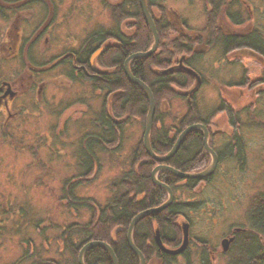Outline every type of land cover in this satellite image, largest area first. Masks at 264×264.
I'll return each instance as SVG.
<instances>
[{
  "label": "flooded vegetation",
  "instance_id": "1",
  "mask_svg": "<svg viewBox=\"0 0 264 264\" xmlns=\"http://www.w3.org/2000/svg\"><path fill=\"white\" fill-rule=\"evenodd\" d=\"M123 1L101 0V4L105 11L107 9L111 19V7L121 4ZM81 2V0H0L1 130L8 132L6 129L10 121L8 118L17 113L19 116L22 107H31L33 111L37 110L38 107L36 106L44 89L42 81L34 88L37 78L49 79L55 74H60L73 80L79 79L81 85L89 84L92 86L93 94L96 95V98L99 97V92L100 94L103 93L100 100L103 106L105 93L102 89H98L97 83H95L102 70L95 61L98 55L108 49V46L116 45L117 42L112 35L114 34L113 32L117 31L114 28L115 26H112L111 22L113 19L110 24L109 22L107 23L106 30L100 28L103 27L101 23L95 24L96 30L95 28L91 30H86L85 28L83 32L89 33H86L87 36L84 39L77 40L71 31H63L65 16L75 19L79 11H82L83 17L88 16L87 9L81 8L83 4ZM152 3L150 8L148 6V10L154 27H156L157 23L162 22L161 25L165 29L163 30L165 37L161 39L156 27L158 43L152 53L161 54L163 45H166L165 48L170 51V55L165 62L166 66L156 69L163 73L172 74L175 80H191L189 85L173 86L179 94L178 97L185 100L186 104L185 110L178 112L176 116L185 115L189 108L195 109L192 111H196L199 114V120L196 123L201 124L207 132V142L210 149L215 153L216 166L208 176L203 178L179 177L180 180L174 182L173 187L169 186L173 198L168 206L171 205L176 210L168 219L159 216L161 221H157L155 216L166 210L168 206L164 210L140 218L133 227L132 241H134L135 228L137 227L139 244L137 246L134 241V245L141 252L145 264H149L151 259H157L159 264H245V251L247 249H252V251L256 249L257 258L255 257L254 262L259 263L262 261L258 260V258L261 259L260 251H264V218L261 219L262 222L254 221L251 218L254 215V208L264 210V192L255 195L254 207L247 227L229 224L222 232L217 230L215 235L212 236L213 230L217 228L218 220L222 217V210H225V205L218 200L216 194H213L215 188H213L214 184L212 181L216 177L220 165L232 162V156H235V162L237 160L238 163H243L245 141L243 140L244 133L240 132L242 126L249 128L260 126V122L264 123V119L258 118L255 114L256 104L259 103L264 95V0H180L176 4L177 8L166 0H152ZM186 12H188V15ZM120 29H122V34L127 35L129 28L125 29L121 25ZM130 30L133 31V29ZM96 31L111 34V37H108L105 43L98 46L88 55V63L86 64L84 59L89 53L86 38L92 36ZM74 39L75 44L69 41ZM67 44L69 46H65ZM101 47H105L104 51L91 61L92 55ZM213 50L214 54L211 55L210 51ZM207 54H210V57ZM246 59L250 61L248 65L253 66L254 69L259 68L257 74H251L249 66L243 65V60ZM209 63H212V65ZM213 63H218L219 66H214ZM240 63L244 67L241 69L240 78L234 81L233 77H229L227 74L229 73L228 67L230 65L239 66ZM208 68H212L213 75L218 76L215 80L212 79L215 76H212L211 72L207 70ZM84 78H87V80ZM27 90H31V98L29 101L25 100L23 102L21 95ZM205 90L207 91L206 93L210 92L209 95H217V103L216 108L209 115L203 116L196 98L198 94H204ZM110 113L108 111L111 118L112 114ZM232 113L237 117L233 118ZM51 114L55 116L56 111H51ZM101 118H103L102 109L97 114V117L91 121L97 130L95 132H92V130L91 132L86 131L87 133L85 132L82 136V143L79 144L80 146L73 153L74 159L77 158L78 154L80 156L78 162L74 160L75 167L77 169H85L84 173L87 171L92 172V170L94 172L100 165L102 166L103 160L108 163L110 157L116 160L119 158L118 152L121 149L123 122L126 117L112 118L113 123L118 125L117 135H119V141H116L112 146L107 145V142L112 141V136H110V133L108 136L105 135ZM67 121L68 119H65L63 127H65ZM176 127L178 128V124L173 128L172 135ZM185 128L178 132L175 141ZM196 129L201 133L200 138L197 135L195 140L184 141L187 134L192 131L190 130L178 147L179 149L183 145L185 151L184 155L179 156V159L181 161L184 160L185 163L188 162V166L191 167V169L183 171L186 173L205 169L212 159L211 153L205 149V132L201 128ZM6 136L9 140V132ZM199 143H201L202 149L206 153V155L201 153L202 158L205 159L206 157L208 159V164L206 165L199 158L197 151ZM57 152L59 150L55 154L52 152V155L57 157ZM176 152L172 157L176 155ZM31 155L34 156L32 153ZM157 164L159 163L157 162ZM93 172L90 175H82L78 179H76L77 177H71V191L76 185L88 182ZM71 176L74 175L72 174ZM65 181L68 182L67 180ZM81 181L82 183H79ZM119 181L120 187H122L121 183L125 181V178L122 177ZM179 191L182 192L183 196L187 193L191 199L185 201L184 198L177 197ZM73 192L75 191H72V195ZM210 192L213 196L210 195ZM195 196H201V199L196 200ZM72 197L78 201L74 202L72 200V203L77 204L79 209L84 207L89 209V207L94 206L95 200L92 201L84 196L77 197L75 193ZM110 199L108 200L110 201ZM85 201L87 204L84 203ZM178 206L180 209H178ZM154 207L157 206L146 207L144 210L137 211L136 214ZM200 209L201 217L207 219L206 225H208V221L211 224L207 227L205 226L203 230L196 227L198 229L196 230L194 215ZM227 211L226 213H228ZM229 211L231 210L229 209ZM90 220L91 215L87 222L89 223ZM143 220L145 221L143 222ZM130 223L126 228L125 241L131 253L129 252L127 255L134 264L136 261L141 264L139 255L132 250L129 241H127V229ZM147 225L152 227V238L144 237ZM223 226V223L219 224L218 229L220 227L223 229ZM14 228L16 229L15 220L7 217L0 218L1 239L8 236L9 232H13ZM118 229L115 227V229L111 230V241H114L116 230ZM156 231L159 233L162 245H158L155 240ZM95 240L86 241L84 245ZM97 241L107 243L117 259L111 242ZM31 244L29 245L31 246ZM102 249L108 253L107 249ZM24 254V258H32L33 255L32 251L29 252L28 250ZM108 254L111 260L110 253ZM232 257L234 260H231L233 259ZM36 260V257L35 261L30 259V264L35 263Z\"/></svg>",
  "mask_w": 264,
  "mask_h": 264
},
{
  "label": "rangeland",
  "instance_id": "2",
  "mask_svg": "<svg viewBox=\"0 0 264 264\" xmlns=\"http://www.w3.org/2000/svg\"><path fill=\"white\" fill-rule=\"evenodd\" d=\"M81 1L83 3L81 8L87 9V18L82 16V11L78 12L75 19L64 17L63 31H71L77 40L87 36L86 33L89 32H83L85 28L91 30L96 27L95 24L101 23L103 27L100 28L106 30L107 23L110 24L112 20L107 9L105 11L102 8L101 0ZM166 1L176 7L180 0ZM186 13L188 15V12ZM111 23L112 26L115 25L113 20ZM68 37L67 39L70 38ZM69 41L75 44V39ZM210 53L213 55L214 50ZM249 62L248 59L243 60V65L249 66L251 74H257L259 68L254 69L253 66L248 65ZM213 65L219 66L218 63ZM243 67L242 63L239 66L230 65L227 74L237 81ZM207 70L215 76L212 68ZM217 77L212 79L215 80ZM41 81L44 89L36 106L37 110L22 107L19 116L17 113L8 118L10 121L6 129L10 135L9 140L6 136L8 132L0 129V218L7 217L16 221V229L9 232L10 236L0 238V264H12L17 261H21V264H30V259L35 261V257L44 262L67 264L69 255L66 242L69 241H65L64 231L73 223L80 227L86 225L91 215L88 208L79 209L77 204L72 203L63 189L65 180L70 182L71 177L81 178L85 172V169L78 168V170L75 167L74 160L78 162L80 156L78 154L74 159L73 153L82 143V136L86 131L97 130L91 121L102 109L100 100L103 93L97 92L99 97L96 98L92 86L81 85L79 79L73 80L60 74H55L49 79L37 78L34 88ZM209 89L212 90L211 87ZM206 90L196 98L203 116L209 115L216 108L217 103V95H209L210 92L206 93ZM30 91L22 93L23 102L30 100ZM185 106V100L179 97L171 100L169 105L164 104L162 112L167 115L166 123L171 124L178 112L185 110ZM256 108L255 114L258 118L264 119V95L256 104ZM51 111H56V115L53 116ZM65 119L68 121L63 127ZM260 123H258L260 126L249 128L242 126L240 129V132L244 133L245 141L243 163L240 164L237 160L235 162V156H232V162L222 163L212 181L215 188L213 194H216L218 200L225 205V210H222V217L218 220L212 236L217 230L222 232L229 224L247 227L254 207L255 195L264 192V123ZM143 130L142 125L134 118L125 120L119 158L116 160L110 157L108 163L103 160L102 166L100 165L94 172L92 170L93 174L88 182L72 188V191H75L73 195L75 193L77 197L84 196L92 201L95 200L94 207L98 210L116 192L123 191L124 188L120 187L119 180L125 178L127 175L125 173L130 170L131 154L135 144L143 139ZM57 150L59 152L55 157L52 152L55 154ZM72 174L74 176H71ZM185 196L181 191L177 193V197L184 198L185 201L191 199L187 193ZM195 199L199 200L201 196H195ZM194 217L195 228L203 230L205 226L211 224L208 221L206 225L207 219L201 217V209L198 213L195 212ZM222 223L223 229L221 227L218 229L219 224ZM30 248L33 253L32 258H24L23 254L27 250L31 252ZM149 262V264H159L157 259H151Z\"/></svg>",
  "mask_w": 264,
  "mask_h": 264
},
{
  "label": "trees",
  "instance_id": "3",
  "mask_svg": "<svg viewBox=\"0 0 264 264\" xmlns=\"http://www.w3.org/2000/svg\"><path fill=\"white\" fill-rule=\"evenodd\" d=\"M152 4V0H147V6H149V8ZM111 19H113L115 24L114 28L117 31L113 32L114 34L112 36L117 43L116 45L108 46V49L105 52L97 56L95 62L101 67L102 71L95 83H97V88L102 89L105 93L102 103L103 118H101V120L105 135L108 136L110 133V136H112V141L107 142V145L112 146L116 141H119V135H117L118 125L113 123L112 118L119 119L124 116L126 117L125 120L134 118L142 125V129L145 127L144 121L147 115L146 112L149 102L147 101V96L143 89L133 81L127 79L124 71V60L132 53L148 50L153 38L150 28H148L142 15L140 0H124L121 4L112 6ZM161 24L162 22L159 24L157 23L156 27L159 33V38L164 39L165 36L163 35V30L165 29ZM121 25L124 26L125 29L129 28L126 33L127 35L122 34V29H120ZM130 29H133V31ZM110 35L111 34L108 33L105 34L103 31H96L92 36L86 38L88 46L87 50L89 52L84 59L86 64L88 63V55L98 46L105 43L108 37H111ZM165 46L166 45L162 46L163 50L161 54L151 53L148 57L134 58L129 66L133 75L140 81L145 82L153 94L155 114L150 133V145L153 152L158 155H163L172 148L173 142L179 131L185 128V126L196 123L199 120V114H197L196 111H192L195 109L189 108L185 115L174 117L171 124L166 123L167 115L165 112H162L163 105H169L171 100L179 96L177 90H175L173 86H181L182 84L183 86L189 85L191 80H175L172 74L163 73L159 69H156L166 66L165 62L170 55V51L165 48ZM84 79L87 80V78ZM108 111L112 114L111 118L109 117ZM232 114L233 118L237 117L234 113ZM177 124L178 128L176 127V130L172 135L171 132ZM196 136L200 138L201 133L197 129L192 130L187 134L184 141L195 140L197 138ZM135 145L129 162L130 170L125 173L127 174L125 175V181L121 183L124 190L116 192L113 197H111L110 201L103 207H99L98 210L95 209L94 206L89 207V210L91 211V220L89 223L82 227L73 223L64 231L66 234L65 241H69L66 242L69 255L67 264H78V252L84 245V242L95 239L111 242L119 264H134V262L129 260L127 255L130 250L125 241L126 228L137 211L144 210L146 207L157 206L167 198L165 190L162 187L155 185L150 176L157 161H154L152 157L147 155L144 145L142 144V139H140ZM197 151L200 156L199 158L205 163L207 159L206 157L205 159L202 158L201 153H203V155H206V153L202 149L201 143H199ZM184 152L182 145L176 152V155L166 160L164 164L171 165L181 171L191 169V167L188 166V162L185 163L184 160L181 161L179 159V156L184 155ZM91 173V171H87L82 175H90ZM157 176L160 181L171 187H173L174 182L180 180L179 177H176L167 169L160 170ZM79 183H82V181ZM71 185V182H66L63 189L66 191L65 195L67 198H70V201L74 200L72 197ZM86 201L84 202L85 204H87ZM178 209H180L179 206ZM175 210L176 208L170 205L166 210L158 213L155 216V219L161 221L159 216L168 219ZM256 212H258V215ZM263 212L264 210L260 208H254V215L251 219L257 222H262L261 219L264 218ZM145 220H143V222ZM115 227L119 229L116 230L117 232L114 241H111V230L115 229ZM145 230L144 237L152 238V227L147 225ZM138 234L139 232L136 227L134 241L137 246L139 244ZM260 253L261 259L258 258V260L262 261L256 263L254 262L256 249L255 251L247 249L245 251V264H264V251H260ZM20 262L21 261L13 262L12 264H21L22 262ZM84 263L113 264L111 263L109 254L102 248L96 246L85 251ZM32 264L56 263L36 260V262ZM135 264H138V262L136 261Z\"/></svg>",
  "mask_w": 264,
  "mask_h": 264
},
{
  "label": "water",
  "instance_id": "4",
  "mask_svg": "<svg viewBox=\"0 0 264 264\" xmlns=\"http://www.w3.org/2000/svg\"><path fill=\"white\" fill-rule=\"evenodd\" d=\"M147 0H140V7L142 8V12H143V16L146 19V22L148 24V27L151 29L152 32V38H153V42L150 45V47L148 48V50L146 51H140V52H136V53H132L129 55L128 58H126L124 61V71L126 73L127 79L129 81H133L134 83H136L140 88L143 89V91L146 93L147 96V100L149 102L148 105V109H147V115L144 121L145 127L143 130V139H142V144L144 145V148L147 152V155H149L150 157H152L154 160H156L159 164H157L155 166V168L152 170L151 172V177H152V181L155 185H158L162 188H164L167 192V200L159 205H157V207L154 208H149L146 211H142L136 214V216L134 218H132V221L127 229V241H129V245L132 248V250L134 252L137 253V255H139L140 257V262L141 264H145L144 260H143V256L141 254V252L139 250L136 249L135 245H134V241H132V233H133V227L137 224V222L139 221L140 218L147 216L148 214L151 213H157L158 211H161L163 209H166V207L169 205V203L172 201V191L171 188L164 184L163 182H161L158 177L156 176L157 172L159 170H169L171 173H173L174 175L180 177V178H188V177H192V178H203L205 176H208L210 172L213 171V169L216 166L215 163V153L210 149L208 142H207V132L204 130V127L201 124H194V125H190L187 126L182 132H180L178 138L175 141L174 146L167 152H165V154L163 155H157L156 153L153 152L151 145H150V136H151V130H152V126H153V117H154V110H155V102L153 99V94L150 91L149 87L145 84V82L140 81L138 78H136L133 74L132 71H130L129 69V65H130V61L134 58H140V57H148L150 56V54L155 50V47L158 43V36H157V31H156V27H154V23L152 20V17H150L149 14V10H148V6L146 3ZM105 47H101L99 49H97V51L92 55L91 57V61L99 54L102 53L104 51ZM196 128H201L203 130V132H205V136H204V142H205V149L207 150V152L209 151L212 155V159L210 161V164L208 165L207 168L198 171V172H183L180 170H176L175 168L171 167L170 165H165L164 162H166V160H168L170 157H172L174 155V153L176 152V150L178 149V147L180 146V142L183 140V138L186 136V134L188 133V131L196 129ZM184 233H186V231H184ZM155 240L157 242L158 245H162L161 244V240L159 238V233L158 231L155 232ZM95 246H100L104 249H107L108 253H110L111 256V262L113 264H119L118 260L115 257V254L112 252L110 246L107 243L104 242H100V241H90L87 242L78 252L79 256H78V264H84L83 258H84V252L86 249H88L89 247H95Z\"/></svg>",
  "mask_w": 264,
  "mask_h": 264
},
{
  "label": "bare ground",
  "instance_id": "5",
  "mask_svg": "<svg viewBox=\"0 0 264 264\" xmlns=\"http://www.w3.org/2000/svg\"><path fill=\"white\" fill-rule=\"evenodd\" d=\"M147 101H148V100H147ZM157 155H158V154H157ZM153 160H154V159H153ZM154 161H155V160H154ZM155 166H156V165H155ZM153 169H154V168H153ZM151 172H152V171H151ZM151 178H152V177H151ZM166 200H167V199H166ZM164 202H165V201H164ZM134 217H135V216H134ZM134 217H133V218H134ZM131 220H132V219H131Z\"/></svg>",
  "mask_w": 264,
  "mask_h": 264
}]
</instances>
